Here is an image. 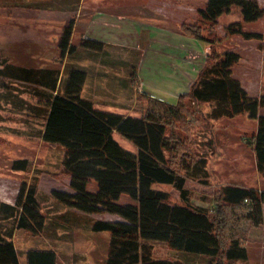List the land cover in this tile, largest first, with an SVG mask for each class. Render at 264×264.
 <instances>
[{"label": "trees", "instance_id": "obj_1", "mask_svg": "<svg viewBox=\"0 0 264 264\" xmlns=\"http://www.w3.org/2000/svg\"><path fill=\"white\" fill-rule=\"evenodd\" d=\"M233 7L241 9L242 19L225 26L230 35L245 40L264 41V32L248 31L246 23L261 20L264 7L258 0H207L198 15L209 27L189 21L181 32L210 45L206 63L188 92L170 103L150 94L143 95L146 107L141 116L106 110L84 94L87 72L66 62L61 67H22L0 58L1 109L11 105L25 128L9 127L18 135L39 137L63 148L62 164L70 175V190L53 189L60 204L84 214L109 213L115 220L97 219L92 230L109 231L106 264H193L188 261L157 258L149 241L166 242L175 250L208 258L209 264H235L249 256L244 242L247 232L241 222L254 226L264 223V190L224 185L213 195L210 207L190 201L187 180L208 176L207 159L194 157L188 147L198 119L187 102L209 105L211 119L247 115L257 120V130L244 140L253 150L257 169L264 177V94L252 95L234 74L242 55L233 49L218 51L216 26ZM75 20L63 29L59 41L62 59L77 47L101 51L104 42L82 38L74 42ZM132 86L138 81L137 69L131 74ZM14 81L22 82L15 87ZM25 84L28 87H24ZM17 86V85H16ZM25 92L37 103L24 99ZM141 100V95L139 96ZM140 106V105H139ZM184 133V135L181 134ZM118 133L132 142L137 151L125 148ZM13 170L29 171L28 159H18ZM97 184L90 190V183ZM173 185L183 201L173 203L170 194L155 184ZM126 194L132 202L122 203ZM38 176L23 180L14 203L0 200V264H23L14 237L17 229L34 235L46 229ZM26 264H58L53 247H30L23 252ZM210 258V259H209Z\"/></svg>", "mask_w": 264, "mask_h": 264}, {"label": "rangeland", "instance_id": "obj_2", "mask_svg": "<svg viewBox=\"0 0 264 264\" xmlns=\"http://www.w3.org/2000/svg\"><path fill=\"white\" fill-rule=\"evenodd\" d=\"M93 1L98 5L108 0ZM140 1L142 3H119L112 6L117 10L116 13L125 17L124 20H120L124 25V30L119 33L118 30H115L117 28L112 26L114 30L109 31L108 36H115L117 33L120 37L126 35L132 37V32H134L135 38L137 36L140 38L142 35L144 41L149 31L152 29L154 32L156 31L152 26L161 29L167 28L184 34L179 28L183 22L200 23L205 27L210 25L198 15V9L201 8L204 0ZM258 1L264 7V0ZM241 19V9L233 7L229 14L220 17L219 24L216 26V33L209 36L216 40L215 48L218 51L236 50L243 54L246 64L252 62L256 65V68L252 67L246 72L244 68L238 67L234 73L237 78H240L250 94H264V41L245 40L240 35L228 34L225 29L227 24ZM33 23V25L28 26V32L35 27L40 28L41 31V23L37 25L34 20ZM20 28L23 32L27 31L25 26L0 25V58L6 59L8 63L22 67H61L63 62L64 64L68 62V65L72 63L79 66V63H82L79 58L85 50L84 47H77L75 53L62 59L59 46L56 48L53 44L55 42L37 44L34 41H20V31L14 35ZM245 28L248 31L264 32V17L259 21L246 23ZM127 29H130L128 33ZM44 30L46 31V29ZM95 31L100 33L99 28ZM80 32L79 28L74 32L73 40L77 45L81 40ZM41 33L43 34V31ZM172 44H176V42L174 41ZM205 45L209 52L211 50L210 45L207 43ZM144 46L143 43L138 50H130L126 57L127 60L122 64H115L113 71L116 76L127 79L129 73L138 69L140 60H142L140 68L147 67V57L151 56L152 53L151 55L149 52L147 53ZM168 52L166 51V53ZM177 52L175 51V54L178 55ZM144 61L145 65H143ZM161 61L163 64H159L160 66L166 65V68L172 71L173 75L176 74V59L164 57ZM255 62L257 63L255 64ZM138 82L136 81L138 95L130 101L131 104L124 107L123 112L126 114L141 116L146 107V99L143 98L145 92L138 88L140 87ZM14 84L15 87H19L22 82L14 81ZM23 86L28 87L25 84ZM3 91L4 88L0 87V94ZM22 95L30 103H37V98L31 93L25 92ZM140 95L141 100H139ZM101 97L115 99L112 95L100 93L98 98ZM95 100L99 101L97 98ZM187 102L194 113V117L199 120L198 125L191 131L187 144L190 153L195 158L205 157L207 159L208 170L205 182L200 179L189 178L187 180V188L191 191L190 201L195 205L210 207L213 195L222 186L228 184L253 186L258 190L260 188L264 190L263 176L258 172L254 152L244 140L245 137H250L253 134L254 122L256 123V121H250L246 116L211 119L207 116L210 110L208 104L199 107L189 100ZM4 107L1 109L3 119H0V191L8 192L10 199L13 200L14 197L16 198L15 195L17 194L15 193L23 180L30 181L34 175L38 176L40 200L48 221L46 229L38 235L24 229H17L14 241L21 252L20 258L23 264L27 263L26 255L23 252L30 247H53L58 254V264H106L110 232L94 231L92 224L97 219L115 220L118 217L109 213L84 214L69 209L54 199L51 195L53 189L70 190V175L65 171L62 164L63 148L45 142L39 137L18 135L8 131L9 127L21 129L27 126L19 122L23 114H18L11 105ZM114 108H116L115 110L121 109L115 106H110L109 109L114 110ZM181 134L184 135L183 132ZM115 137L125 148L137 151L135 145L122 135L115 133ZM18 159H28L31 163V169L29 171L13 170L12 164ZM155 187L167 191L173 203H183L180 192L173 185L158 183L155 184ZM89 189L96 190L97 184L95 182L90 183ZM120 202L128 203L132 200L124 194ZM241 225L247 232V235L244 236V242L248 248L249 256L246 260H238L234 263L264 264V224L255 229L249 225V221L244 220ZM149 243L152 245L157 258L178 259L193 264H209L208 258L175 250L166 242L152 240Z\"/></svg>", "mask_w": 264, "mask_h": 264}, {"label": "crops", "instance_id": "obj_3", "mask_svg": "<svg viewBox=\"0 0 264 264\" xmlns=\"http://www.w3.org/2000/svg\"><path fill=\"white\" fill-rule=\"evenodd\" d=\"M206 1H203L202 6ZM119 3L139 4L142 2L139 0H125L123 2L108 0L103 4L97 5L93 0H0V25L14 24L25 26L27 27L26 32H23L20 28L14 34L16 35L20 31V41H34L37 44L52 41V43L55 42L53 44L57 48L63 29L74 19L75 31L78 28L81 31L80 39L92 38L104 42L105 45L104 49L99 52L85 49L79 58L82 60L79 66L83 67L87 72L84 94L91 99H99V101L95 100L97 105L106 110H110V106L121 108L122 110H115L116 108L110 110L120 113H124V107L131 104L130 101L137 97L138 93L137 87L134 89L132 86V73L128 74L127 79L116 76L113 71L115 70V64H122V62L127 60L126 57L130 50H138L141 44L144 43V49H147V53L149 52L150 55L152 53V55L147 57L149 60L147 59L146 68H140L142 60L138 64L137 75L138 83H140L138 88L156 98L175 103L178 101L180 94L191 89L206 63L208 48L205 42L180 32L177 33L171 29H161L156 26L152 27L157 32H154L153 29L149 31L144 41L142 40V35L140 38L139 36L135 38L134 32H132V37L128 35L120 37L117 33L115 36H108L109 31L114 30L112 26L117 28L115 30H118L119 33L124 30V25L120 20H124L125 17L121 16L120 13H116L117 10L112 7ZM33 20L37 25L41 23V31L40 28L35 27L28 32V26L34 24ZM97 28H99L100 33L95 31ZM129 30L127 29V33ZM42 31L43 34L41 33ZM174 41L176 44H172ZM171 45L173 46L171 47ZM166 51L169 52L166 53ZM175 51H178L179 56L175 54ZM258 51L261 52L259 49ZM240 54L242 59L234 66V71L238 67L244 68L245 72L252 67L256 68V65L252 64V62L246 64L243 54ZM164 57L177 60V72L176 74L174 73L175 75L166 68V65H159L163 64L161 59ZM125 63L127 64L128 62L126 61ZM143 65H145V61ZM90 76L91 79H89ZM100 93L102 95H112L115 99L98 98ZM261 113H263V108ZM240 116H246L248 120L253 122L256 121V123L254 122V134L258 126L257 120L251 119L247 115H239L237 117ZM262 180H264L263 177ZM228 185L246 188L253 187L238 184ZM259 190L263 191L261 188ZM18 191L19 189L15 194ZM14 199L16 198L14 197ZM14 199H10L8 192L0 191L1 201L14 203ZM249 225H252V228L255 229L262 226H254L250 222Z\"/></svg>", "mask_w": 264, "mask_h": 264}, {"label": "bare ground", "instance_id": "obj_4", "mask_svg": "<svg viewBox=\"0 0 264 264\" xmlns=\"http://www.w3.org/2000/svg\"><path fill=\"white\" fill-rule=\"evenodd\" d=\"M116 1H118V2H123V1H125V0H116ZM140 1V0H139Z\"/></svg>", "mask_w": 264, "mask_h": 264}]
</instances>
